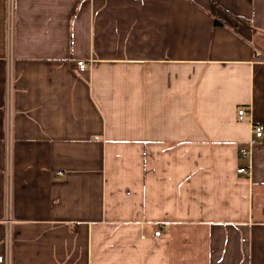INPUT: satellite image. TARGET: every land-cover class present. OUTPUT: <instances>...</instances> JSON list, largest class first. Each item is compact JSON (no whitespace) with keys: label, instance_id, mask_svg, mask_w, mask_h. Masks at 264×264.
I'll return each instance as SVG.
<instances>
[{"label":"crops","instance_id":"crops-1","mask_svg":"<svg viewBox=\"0 0 264 264\" xmlns=\"http://www.w3.org/2000/svg\"><path fill=\"white\" fill-rule=\"evenodd\" d=\"M255 124L264 0H0V253L264 264Z\"/></svg>","mask_w":264,"mask_h":264},{"label":"built area","instance_id":"built-area-1","mask_svg":"<svg viewBox=\"0 0 264 264\" xmlns=\"http://www.w3.org/2000/svg\"><path fill=\"white\" fill-rule=\"evenodd\" d=\"M11 36V34H10ZM11 60H12V47H11V43H10V48H9V69H8V78H7V91H8V109H9V122H8V128H9V133L11 131V123H12V119H11V104H12V99H13V71H12V66H11ZM78 66L81 69H84L86 67H88V62L85 60H79L77 62ZM238 115L240 119H243L246 115V110L244 107H241L238 110ZM254 132L256 133V135L258 137H263L264 136V125L262 124H255L254 125ZM246 168L245 167H241L238 169V172H246ZM61 172V171H60ZM59 172V173H60ZM156 235L160 234V230L155 232ZM0 263H5V264H10V255L8 253H0Z\"/></svg>","mask_w":264,"mask_h":264},{"label":"trees","instance_id":"trees-1","mask_svg":"<svg viewBox=\"0 0 264 264\" xmlns=\"http://www.w3.org/2000/svg\"><path fill=\"white\" fill-rule=\"evenodd\" d=\"M216 23H217V21H216Z\"/></svg>","mask_w":264,"mask_h":264}]
</instances>
